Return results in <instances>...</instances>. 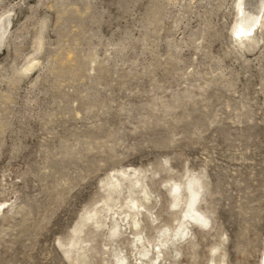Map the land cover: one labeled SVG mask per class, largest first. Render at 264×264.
<instances>
[{
    "label": "rangeland",
    "instance_id": "1",
    "mask_svg": "<svg viewBox=\"0 0 264 264\" xmlns=\"http://www.w3.org/2000/svg\"><path fill=\"white\" fill-rule=\"evenodd\" d=\"M249 1L0 0V264H263ZM189 183L209 225L182 239Z\"/></svg>",
    "mask_w": 264,
    "mask_h": 264
},
{
    "label": "bare ground",
    "instance_id": "2",
    "mask_svg": "<svg viewBox=\"0 0 264 264\" xmlns=\"http://www.w3.org/2000/svg\"><path fill=\"white\" fill-rule=\"evenodd\" d=\"M244 1H248V0H242V3L244 4L245 2ZM250 2V1H249ZM241 3V4H242ZM251 4H252V0H251V2H250ZM247 4H249V3H247ZM247 4H245L246 6H248ZM253 5V4H252ZM258 5V4H257ZM261 5V4H260ZM256 6V5H255ZM254 6V7H255ZM257 8H259V7H257ZM256 9V8H255ZM253 11H254V9H252ZM256 11V10H255ZM256 12H254V13H252L253 15L255 14ZM252 29H253V27H250V28H244V27H242V28H240L238 31H236V34L238 35V36H240L241 38H249L250 37V34H251V32H252ZM137 172V171H136ZM135 173V172H134ZM127 174V173H126ZM130 174V173H129ZM136 175V174H135ZM118 181V180H117ZM196 183L199 185L200 183H201V181L199 180V179H197L196 178ZM115 183H117V182H115ZM119 183V182H118ZM118 183L116 184V185H118ZM114 185L115 184H110V186H111V188H114ZM188 185H190L189 187H188V192H187V195H189L190 197H189V199H188V202H187V205H186V209H185V221H184V224L182 225V227H179L178 229H179V231H178V233H177V237H179V236H181L182 237V239H187V238H189V228H188V226L189 225H187V224H191L189 221H187V220H190L191 222H195V223H197V224H199L200 226H208L209 225V221L196 209L197 207H196V205H197V203H198V201H199V198H200V194L198 193V192H195V190H194V187H193V184H188ZM116 191V190H115ZM200 191H202V190H200ZM171 194H172V196H173V201H174V204H175V207L176 208H179L180 207V204H181V196H182V189H181V187H179V186H175V187H173L172 188V191H171ZM145 195H146V197H148V194L147 193H145ZM134 197V196H133ZM135 199V198H134ZM137 200V199H136ZM137 205V204H136ZM131 206V205H130ZM111 207V206H110ZM138 207V206H137ZM4 208H5V204H1L0 203V214L3 212V210H4ZM146 208V207H145ZM142 209H143V207H142ZM111 210H113V207H111ZM136 210V209H135ZM140 210V209H139ZM123 211V210H122ZM122 211H121V213H122ZM117 212V211H116ZM89 214V213H88ZM87 214V215H88ZM116 214V213H115ZM127 214V213H126ZM138 214H140V213H138ZM138 214H135V215H130V216H132V221H133V228H135L136 230H138L139 229V227H140V221L137 219V216H138ZM86 215V216H87ZM86 216L84 217V218H86ZM97 216V213H94V215L91 217L90 216V218H88V220H91L93 217H96ZM119 216V215H118ZM122 216H124V214L122 215ZM121 217V216H120ZM127 217H129V216H127ZM126 217V218H127ZM87 219V218H86ZM125 219V218H124ZM126 220V219H125ZM128 221V220H127ZM92 222V221H91ZM124 222H126V221H124ZM90 223V222H89ZM98 223V222H97ZM130 223V222H129ZM85 225V224H84ZM114 226V225H113ZM112 226V227H113ZM127 226V223H126V225H125V227ZM82 227V226H81ZM101 227V226H100ZM128 227V226H127ZM143 227V226H142ZM84 228V227H83ZM128 229H129V227H128ZM116 230H118V228H116ZM130 230V229H129ZM140 231V230H139ZM139 231H137L135 234H134V237H135V239H137L138 241H142V234L139 232ZM170 231V230H169ZM128 232V231H127ZM134 232V231H133ZM126 233V232H125ZM166 233H167V230H166ZM131 234V233H130ZM179 239H181V238H179ZM170 240V239H169ZM166 241V245L170 242V241ZM174 242L175 241H173V245H176V243L174 244ZM77 243V242H76ZM150 245V244H149ZM72 247H74V245L72 246ZM150 247V246H149ZM66 253H68V250L66 251ZM162 254H164L163 253V251H162V249L159 247L158 248V255H159V257H161V255ZM68 255H71V251H70V254L68 253ZM140 255V254H139ZM150 255V252L149 251H147V250H144L142 253H141V257L142 258H147L148 256ZM72 256V255H71ZM164 257V256H163ZM68 258H70V257H68ZM71 259V258H70ZM143 262V261H142ZM151 262V261H150ZM118 264H127V259L126 258H124V257H122V258H119L118 259ZM141 264H145V261H144V263H141ZM146 264H148V263H146ZM213 264H215V263H213ZM263 264H264V258H263Z\"/></svg>",
    "mask_w": 264,
    "mask_h": 264
}]
</instances>
